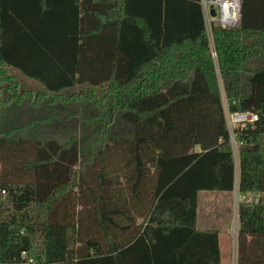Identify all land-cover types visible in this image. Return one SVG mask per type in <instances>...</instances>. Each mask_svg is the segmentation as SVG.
<instances>
[{"label": "trees", "instance_id": "obj_1", "mask_svg": "<svg viewBox=\"0 0 264 264\" xmlns=\"http://www.w3.org/2000/svg\"><path fill=\"white\" fill-rule=\"evenodd\" d=\"M239 1L211 46L200 0H0V264H220L196 228L235 185L220 87L257 115L236 264H264V0Z\"/></svg>", "mask_w": 264, "mask_h": 264}, {"label": "rangeland", "instance_id": "obj_2", "mask_svg": "<svg viewBox=\"0 0 264 264\" xmlns=\"http://www.w3.org/2000/svg\"><path fill=\"white\" fill-rule=\"evenodd\" d=\"M207 32L209 35L210 44L212 46V41L210 37V29L207 26ZM98 69V68H97ZM101 75H103V70L99 68L98 70ZM19 81L21 85L24 88H27L28 90L32 92H36L39 90V87L32 82L19 78ZM1 93V92H0ZM261 93H264V84H262ZM220 95L222 97V101L224 104L225 112L227 111L226 108V101L224 98V93L222 90V87H220ZM231 136L233 138L232 140V148H233V154H234V162H235V174L237 176L238 174V154H237V144L234 141V134L233 131L230 132ZM198 150V147L195 148ZM199 215H201V212H204L203 209L208 204L210 205V208L217 209L218 218L221 220L220 222V231H221V238L222 242H224V256H223V263L222 264H234L233 263V257L232 252L234 248V228H235V215L237 210V202H238V195L235 193V196L230 192H217V191H200L199 192ZM204 194H225L221 196H216L214 202H205ZM234 196V197H233ZM3 200V199H2Z\"/></svg>", "mask_w": 264, "mask_h": 264}, {"label": "built area", "instance_id": "obj_3", "mask_svg": "<svg viewBox=\"0 0 264 264\" xmlns=\"http://www.w3.org/2000/svg\"><path fill=\"white\" fill-rule=\"evenodd\" d=\"M204 16L205 26L210 29L211 25L220 26L221 28L232 29L238 26L240 15L239 0H200ZM213 5L215 16L209 14V6ZM215 57V54H212ZM226 123L229 132L245 124H253L257 120V115L253 112H225ZM231 136V133H230ZM231 142L233 140L230 137ZM5 196V191L0 190V200Z\"/></svg>", "mask_w": 264, "mask_h": 264}, {"label": "crops", "instance_id": "obj_4", "mask_svg": "<svg viewBox=\"0 0 264 264\" xmlns=\"http://www.w3.org/2000/svg\"><path fill=\"white\" fill-rule=\"evenodd\" d=\"M237 178H238V174H237V176L235 174V185H234L233 190L230 191L234 196H235V193H237V195H238ZM230 192H227V193H230ZM199 195L200 194L198 192L197 210H196V228H197V230H200V231L213 230V231L217 232L219 251H220V264H222L223 263V256H224V251H223L224 242H222L221 231L219 229L221 220L218 218V214H217L218 210L215 208L214 209L210 208V205L208 204L203 209L204 212H201V215H199V199H200ZM221 195H225V194H204V196H202V197L204 198L205 202L210 203V202L215 201L216 196H221ZM238 198H239V196H238ZM236 232H237V210H236V215H235L234 248H233V252H232L234 264H236Z\"/></svg>", "mask_w": 264, "mask_h": 264}, {"label": "water", "instance_id": "obj_5", "mask_svg": "<svg viewBox=\"0 0 264 264\" xmlns=\"http://www.w3.org/2000/svg\"><path fill=\"white\" fill-rule=\"evenodd\" d=\"M209 14H210L212 17L215 16V11H214L213 5H210V6H209Z\"/></svg>", "mask_w": 264, "mask_h": 264}]
</instances>
